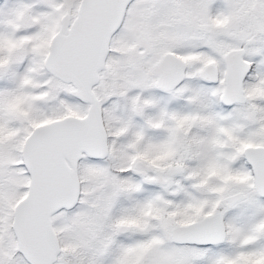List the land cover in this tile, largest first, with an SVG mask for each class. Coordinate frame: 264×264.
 <instances>
[{
    "label": "snow or ice",
    "instance_id": "1",
    "mask_svg": "<svg viewBox=\"0 0 264 264\" xmlns=\"http://www.w3.org/2000/svg\"><path fill=\"white\" fill-rule=\"evenodd\" d=\"M0 264H264V0H0Z\"/></svg>",
    "mask_w": 264,
    "mask_h": 264
}]
</instances>
